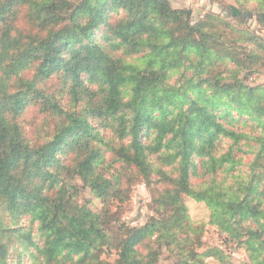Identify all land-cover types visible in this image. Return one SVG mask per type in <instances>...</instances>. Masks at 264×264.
I'll list each match as a JSON object with an SVG mask.
<instances>
[{
	"label": "trees",
	"instance_id": "obj_1",
	"mask_svg": "<svg viewBox=\"0 0 264 264\" xmlns=\"http://www.w3.org/2000/svg\"><path fill=\"white\" fill-rule=\"evenodd\" d=\"M228 8L192 23L170 0H0V264L225 258L199 251L182 195L264 264V86L241 77L264 35L240 27L264 28V4ZM78 177L100 210L75 200ZM137 180L155 213L126 228Z\"/></svg>",
	"mask_w": 264,
	"mask_h": 264
},
{
	"label": "rangeland",
	"instance_id": "obj_2",
	"mask_svg": "<svg viewBox=\"0 0 264 264\" xmlns=\"http://www.w3.org/2000/svg\"><path fill=\"white\" fill-rule=\"evenodd\" d=\"M170 2L175 8L190 9L192 12V23H197L202 19H206L207 15L210 13L231 20V13L228 8L230 5H235L245 10L254 9L259 6L260 2L264 4V1L259 2V0H170ZM22 25L24 26L25 23H22ZM240 27L249 30V32L255 35H264V28L258 23L255 16L249 18L248 23L241 24ZM226 36L231 41H237L239 37L245 39V36L233 32L229 26L226 30ZM236 43L243 48L247 44L245 40H238ZM260 51L263 55V58L259 61L261 68H258V71L255 72L243 70L241 73L244 83L248 86H264V48ZM224 67L225 65L222 64L223 69ZM176 78L177 76H175L173 81L176 80ZM52 80L54 86H57L59 83V76L54 77ZM74 184L80 187V192L75 197L76 201L80 204H87L95 211L101 209V200L89 188L83 187L84 182L82 179L79 177L76 178ZM181 200L186 205L191 219L193 221L204 222L205 224L199 251L205 253L212 248H216L222 251L225 255V258L218 259L216 256L207 254L205 256L207 264H245L248 262L249 258L244 247L239 242L230 238L228 232L221 229V226L217 223L218 220L212 219L211 210L204 202H198L186 195H182ZM116 210L118 211L117 215L120 222L124 223L126 228L141 227L145 225L155 213L152 209V194L146 184L142 180L134 182L131 186L128 201L125 202L119 210ZM114 252L115 251H113V253ZM113 253H104L102 257L114 261L116 256ZM175 261L176 260L171 256L170 252L167 249H163L156 264H174Z\"/></svg>",
	"mask_w": 264,
	"mask_h": 264
}]
</instances>
